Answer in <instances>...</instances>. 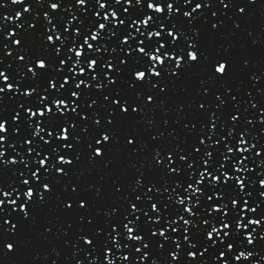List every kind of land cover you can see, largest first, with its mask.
<instances>
[{
	"label": "snow or ice",
	"instance_id": "obj_1",
	"mask_svg": "<svg viewBox=\"0 0 264 264\" xmlns=\"http://www.w3.org/2000/svg\"><path fill=\"white\" fill-rule=\"evenodd\" d=\"M0 264H264V0H0Z\"/></svg>",
	"mask_w": 264,
	"mask_h": 264
}]
</instances>
